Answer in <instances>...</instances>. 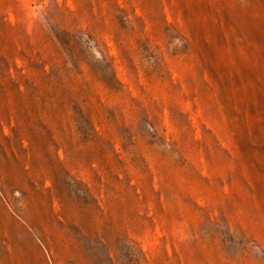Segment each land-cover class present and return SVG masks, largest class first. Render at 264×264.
Wrapping results in <instances>:
<instances>
[{
    "label": "rangeland",
    "instance_id": "rangeland-1",
    "mask_svg": "<svg viewBox=\"0 0 264 264\" xmlns=\"http://www.w3.org/2000/svg\"><path fill=\"white\" fill-rule=\"evenodd\" d=\"M0 264H264V0H0Z\"/></svg>",
    "mask_w": 264,
    "mask_h": 264
}]
</instances>
